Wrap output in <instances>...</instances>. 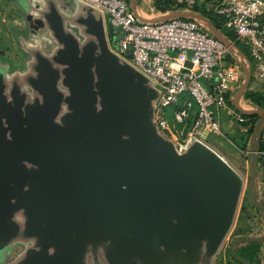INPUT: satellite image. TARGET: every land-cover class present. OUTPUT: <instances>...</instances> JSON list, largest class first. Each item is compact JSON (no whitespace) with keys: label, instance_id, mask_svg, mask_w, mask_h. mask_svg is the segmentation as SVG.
Segmentation results:
<instances>
[{"label":"water","instance_id":"1","mask_svg":"<svg viewBox=\"0 0 264 264\" xmlns=\"http://www.w3.org/2000/svg\"><path fill=\"white\" fill-rule=\"evenodd\" d=\"M147 19L138 0H128ZM28 37L21 68L0 60V264H212L235 215L243 178L213 147L192 138L179 149L155 118L160 89L114 52L102 11L81 0H20ZM194 17L235 45L199 10ZM39 31H42L40 34ZM49 46L45 50V46ZM240 53L241 50L239 49ZM190 65V61L186 60ZM257 115L249 193L264 106ZM258 236L238 235L229 247Z\"/></svg>","mask_w":264,"mask_h":264},{"label":"built area","instance_id":"2","mask_svg":"<svg viewBox=\"0 0 264 264\" xmlns=\"http://www.w3.org/2000/svg\"><path fill=\"white\" fill-rule=\"evenodd\" d=\"M81 1L102 11L106 24L112 26V35L107 34L109 47L160 89L155 118L179 149L192 138L211 147V136L230 141L222 118L246 120L237 108L230 106L232 93L240 83L243 61L198 18L159 19L176 9H193L203 0H171L178 7L155 8L145 20L136 17L128 0ZM206 4L234 32L235 38H228L235 47L237 41L246 45L250 55L246 56L247 63L250 68L254 65L252 75L264 80V0H210ZM168 106H173L174 123L168 120ZM256 156L264 197V149L258 147Z\"/></svg>","mask_w":264,"mask_h":264},{"label":"rangeland","instance_id":"3","mask_svg":"<svg viewBox=\"0 0 264 264\" xmlns=\"http://www.w3.org/2000/svg\"><path fill=\"white\" fill-rule=\"evenodd\" d=\"M2 3L7 12L2 20V27L4 28V38H3L4 40L1 41L3 51L0 50V52L2 54L6 52L5 56L7 58H10L11 55H17L16 53L18 52L14 48V43L12 41L11 35H9L8 33V30L12 27V25L14 26V28L18 29L19 27L15 25L14 23L22 24V20L17 18L16 15L14 14L13 8L11 7L9 0H2ZM207 30L209 31V29ZM223 30L226 31V28H223ZM238 46L239 45L236 46V51H234L235 56L241 59L243 63H245V65L249 66V64L247 63L246 55L242 51H241L242 53H240ZM10 59L14 60L16 59V57H11ZM4 61L8 62V60L6 59ZM251 69L252 71H251L249 82L238 99L239 105L245 109L257 107L255 104H253L251 101H249L244 96L245 90L247 89L263 90L264 89V80L258 79L252 75L254 65L252 66ZM244 72L245 71L242 68L240 83L237 86V88L233 91L232 96H231V100H230L231 107H235L234 94L244 79ZM172 108L173 106H168L166 108L167 110L166 112H167L168 120L171 121V123H174L172 121ZM256 121L254 122V126H255ZM177 125L180 126L179 124ZM253 131H254V127H253ZM253 131L249 133L247 131V125L233 120L230 122L229 125L226 126L227 135L230 137V141L224 140L226 144V149L221 147L220 145L214 144L213 142L211 143V145L215 148V150L219 154H221L239 172V174L243 178L242 189L239 195L233 222L229 230L227 231L226 235L224 236L221 244L219 245L213 257L212 264H236L235 261L231 259L228 252H229V247L233 239L237 237L238 235H241V234H238V235L233 234L236 221L240 215H242V225L244 227L243 234L250 235V236H258L264 233V212L261 210L257 211L254 208H252L251 203L253 202L251 200L249 189H248L251 150H252L251 148H252V143L254 140ZM253 190L255 191L259 202L264 205V197L261 195V184H260V176H259L258 169L256 171L254 182H253ZM243 202L245 203L247 207L246 209L241 210V205L243 204ZM13 246L6 248L4 251L0 252V263H2L3 261L7 259L13 258L19 252L20 249L13 256H8L7 253L9 249L13 248ZM3 254L6 257L4 259L2 258ZM260 262L261 261H259L258 264H262Z\"/></svg>","mask_w":264,"mask_h":264},{"label":"trees","instance_id":"4","mask_svg":"<svg viewBox=\"0 0 264 264\" xmlns=\"http://www.w3.org/2000/svg\"><path fill=\"white\" fill-rule=\"evenodd\" d=\"M207 1L210 0H203L199 3H196L192 6L193 9L195 10H199L201 11L203 14H205L206 16H208L211 21L218 27L221 28L222 32L229 38L234 39L235 38V34L234 32L225 27L223 24V18L216 13L215 11H213L211 8H209L207 6ZM155 4L156 8L165 10L167 8H176L178 7L177 5L173 4V2L171 0H154L153 1ZM223 28H226V31L223 30ZM237 45H239V49L248 57L250 58L249 55V51L246 47V45H244L243 43L237 41L236 42ZM240 43V44H238ZM244 96L251 101L253 104H255L256 106H264V89L263 90H252V89H247L244 92ZM242 113V112H241ZM242 115L244 117H246V120L243 122H239L242 124L247 125V131L250 133L253 131V127H254V122L257 120L258 116L254 115V114H245L242 113ZM225 131H226V127ZM227 133V132H226ZM211 140L214 144L220 145L221 147L226 149V144H225V139L223 137H219V136H211ZM259 149H264V128L262 130L261 133V138L259 141ZM252 208H254L255 210H259L257 207H255L254 203H251ZM246 205L243 202V204L241 205V210L246 209ZM243 225H242V215L239 216V218L236 221L235 224V228L233 230V234L234 235H245L244 233V229H243ZM260 248H261V242H256V241H243L238 243L235 247L234 250L235 252L240 255L241 257L245 258L246 260H248L249 262L253 263V264H258L260 261ZM228 254L230 255V252H228ZM231 259L235 261L236 264H244L240 261H237L236 259H234L231 255H230Z\"/></svg>","mask_w":264,"mask_h":264},{"label":"flooded vegetation","instance_id":"5","mask_svg":"<svg viewBox=\"0 0 264 264\" xmlns=\"http://www.w3.org/2000/svg\"><path fill=\"white\" fill-rule=\"evenodd\" d=\"M20 0H11V3L13 4V10L14 12H18L17 10L21 11V16H22V24L21 25H18V29L14 28V26L12 25V27L10 28V33H11V36L13 38V43H14V48L16 49V51L18 52L17 55H16V59H10V58H7L4 53L2 54L0 52V60L1 61H4L5 59L8 60V64L9 66L11 67V69L13 68H21L23 63L25 62L26 58H27V54L21 50L20 48V44H19V40L21 37H28V31H29V28L27 26H25V22H24V18H23V15H22V6L19 2ZM16 25V24H15ZM39 33L41 34L42 31H39ZM48 45L45 46V50L48 49ZM20 249V244H15L13 246L12 249H9L8 251V256H13L18 250ZM2 258H6L3 254Z\"/></svg>","mask_w":264,"mask_h":264},{"label":"crops","instance_id":"6","mask_svg":"<svg viewBox=\"0 0 264 264\" xmlns=\"http://www.w3.org/2000/svg\"><path fill=\"white\" fill-rule=\"evenodd\" d=\"M154 0H138V4H139V6H140V8H141V10L143 11V13L145 14V16L147 15V14H150V13H153V12H155V4H154V2H153ZM9 3H10V5H11V7L13 8V4L11 3V0H9ZM18 12H14V10H13V12H14V14L16 15V17L17 18H19V19H21L22 18V16L20 15L21 14V11H19V10H17ZM6 9H5V7H4V5H3V3H2V0H0V46H1V48H0V50L1 51H3V47H2V40H4L3 38H4V28L2 27V20H3V18H4V16L6 15ZM261 18L262 19H264V6H263V11H262V13H261ZM22 20V19H21ZM14 24H16L17 26L18 25H21V24H18V23H14ZM8 33H9V35H11V33H10V29L8 30ZM12 37V36H11ZM12 40H13V38H12ZM6 54V52L4 53V55ZM17 54V53H16ZM11 57H16V55H11ZM10 57V58H11ZM226 117H223L222 118V125H223V127H226L227 125H229L230 124V122L231 121H229V120H226L225 119ZM225 129V128H224ZM260 263H262V264H264V240L263 241H261V248H260Z\"/></svg>","mask_w":264,"mask_h":264}]
</instances>
